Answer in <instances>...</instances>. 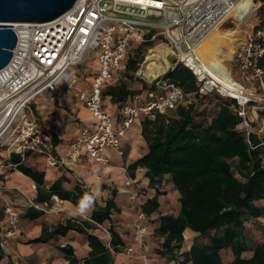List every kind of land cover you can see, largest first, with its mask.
Returning a JSON list of instances; mask_svg holds the SVG:
<instances>
[{"label":"built area","instance_id":"2783aa9c","mask_svg":"<svg viewBox=\"0 0 264 264\" xmlns=\"http://www.w3.org/2000/svg\"><path fill=\"white\" fill-rule=\"evenodd\" d=\"M247 1L75 0L66 12L52 21L12 25L17 41L11 50L10 61L0 69V144L5 141L3 144L8 150L20 154H46L49 163L57 166L59 161L45 150L47 137L28 112V107L36 97L54 87L75 83L74 68L93 61L97 68L91 74L89 84L78 94L93 124L78 131L70 144V152L78 157L83 151L95 168L108 163L109 150L123 155L121 139L134 122L175 109L185 96L179 87L159 79L160 75L150 81L153 92L147 101L140 105L125 104L118 122L103 106V89L113 72L123 69L130 47L161 38L173 56L172 68L180 64L195 77L198 97L215 94L235 100L237 108L234 112L242 120L245 141L250 148H255L249 135L257 133L251 129L248 108L253 107L257 89L264 93V67L260 64L264 58V23L257 16L259 0H252L256 3L254 11L239 25L232 19ZM227 23H235L243 32V37L235 40L229 59L230 84L235 89L232 93L236 94L224 90L216 73L212 74L204 67L196 52L205 37ZM235 65L240 81L233 76ZM30 91L33 93L20 109L11 114L7 110L9 104L20 103L21 95ZM254 116L257 119L256 111ZM258 146L264 147V142ZM132 183L128 179L124 186L128 188ZM129 198L134 201L137 194L130 192ZM3 219L0 249H4L8 239L18 232L17 207L5 205ZM148 229L146 215L138 210L132 225L133 244L139 247L138 264H151L146 240ZM124 250L127 254L133 253L132 245Z\"/></svg>","mask_w":264,"mask_h":264},{"label":"trees","instance_id":"16d2710c","mask_svg":"<svg viewBox=\"0 0 264 264\" xmlns=\"http://www.w3.org/2000/svg\"><path fill=\"white\" fill-rule=\"evenodd\" d=\"M249 3L252 13L256 3ZM258 13L264 15V0H259ZM141 51L138 49L135 57L128 54L120 80L104 87L103 105L109 102L117 112L127 103L136 105L134 97L140 90L132 89L130 84L138 80L135 71L141 62ZM260 64L264 67V58ZM159 79L179 87L184 95L199 98L195 77L180 64ZM235 108V100L226 99L209 121L195 120L194 103L177 105L173 115L156 113L153 118H141V136L147 152L130 163L127 170L133 177L136 169H145L148 185L155 188L154 195L141 203L140 210L146 217L158 213L152 232L153 239L160 241L153 249L157 259L174 261L175 264H264V237L255 242L247 231L250 223L264 219V147L258 146L264 142V134L251 133L250 141L256 147L250 148ZM28 155L29 152H12L10 161L16 170L35 183V203L48 202L56 196L77 205L80 198L88 194L80 187L64 190L63 178L45 188L44 172L23 163ZM166 183L178 193L176 214H162L159 210L158 197L163 192L158 188L162 189ZM116 211L115 202L108 199L103 206L93 210L90 220L101 224L110 220V215ZM41 214L42 210L33 207L26 213L33 218ZM91 222L83 221L82 225L66 222L57 225L53 234L63 235L68 230L86 233L82 226L90 228ZM110 233L113 249L118 250L117 245L124 248L119 234L112 227ZM43 239L42 235L33 241ZM87 239L91 252L83 264H106V248L94 235L88 234ZM63 250L66 255H72L71 249ZM70 262L75 264L76 260L70 257Z\"/></svg>","mask_w":264,"mask_h":264},{"label":"crops","instance_id":"0c3cea01","mask_svg":"<svg viewBox=\"0 0 264 264\" xmlns=\"http://www.w3.org/2000/svg\"><path fill=\"white\" fill-rule=\"evenodd\" d=\"M92 63V66L87 68L81 81L76 78V82L73 84L56 86L48 91L47 96L36 97L28 107L30 115L37 120L43 129L47 137L46 143L50 142L52 144L51 148L47 149L45 147V150L58 159L59 164L52 166L46 154L30 152L24 158L23 163L34 170L44 172L45 188H48L59 178H63L61 185L64 190L72 191L75 187H80L86 189L88 194H94L99 189L101 195L96 199L93 208L86 217L72 215L76 205L56 196H52L48 202L35 203L34 199L37 194L35 183L16 170L15 164L10 161V153L12 152L8 150L2 164L0 163V199L5 202L10 200L7 196L2 197V189L13 190L12 192L16 193L13 203L19 211V221L17 234L8 239L4 249H0V264H72L70 257L76 260L75 264H83L85 259L90 258L91 246L87 239L88 234L96 236L106 248L105 253L108 257L106 264L139 263L136 257L139 247L133 244L132 225L137 211L140 210L141 203L155 193V188L150 187L148 180L144 177L145 169H136L133 177H130L127 170L130 163L147 152L146 143L141 136V119L134 122L122 137L121 149L123 155L120 156L114 150H109L107 152L108 163L102 167L95 168L83 151L78 157L73 156L70 152V144L75 140L78 131L83 126L93 124L90 113L78 99V94L89 84L91 74L97 68L95 62ZM121 74L122 69L114 71L106 86L115 85L120 80ZM143 84L141 82L130 84L132 89L141 91L134 97V99H138V101H134L136 105L144 104L149 94L153 92L151 83H145V86ZM59 87L62 90H73L74 96L56 91ZM105 105L114 110L113 113H109L118 122L120 120L118 113L121 114V110L117 112L116 107L109 102H106ZM105 105H103L104 108ZM63 122H68L70 125L71 131L69 134H67L68 127L65 131L59 129L63 128ZM54 141L56 142L54 143ZM128 179L132 180L133 183L127 188L124 186V182ZM158 190L163 192L160 187ZM130 192L137 194L134 201L129 198ZM165 196L162 193L158 197L159 210L162 214H174L167 207ZM108 199H113L118 211L112 212L110 220H106L101 224L92 223L90 216L93 210L98 206H103ZM5 204L0 201V228L4 225L3 209ZM30 207L42 210V214L36 218L26 215ZM178 208L179 204L177 202ZM157 217L158 213H153L147 217V223L151 221L148 223L149 229L146 238L150 263L175 264L174 261L163 258L157 259L154 254L153 249L158 247L160 242H157L158 238L154 240L152 236ZM259 219L263 220L262 218ZM83 221H89L92 225L90 228L82 226L86 233L68 230L63 235L53 234V230L57 225H64L66 222L82 225ZM111 227L119 234L121 242L125 245L124 248L117 245L118 250L113 249L111 245ZM42 235L44 237L42 241H33L42 237ZM129 245L133 247V253L131 254H127L124 250ZM68 248L71 249V256L66 255L63 250Z\"/></svg>","mask_w":264,"mask_h":264},{"label":"rangeland","instance_id":"374dc122","mask_svg":"<svg viewBox=\"0 0 264 264\" xmlns=\"http://www.w3.org/2000/svg\"><path fill=\"white\" fill-rule=\"evenodd\" d=\"M250 1H248L247 4H244L242 5L240 8H239V11H250V6L251 3H249ZM257 16L260 18V20H264V15L263 14H259L258 13V7H257ZM240 27H237V25L235 23H227L226 25H224L221 29L223 31H233V35H235V37L233 38L234 39V42L235 40L238 38L240 39L241 37H243V32H240L239 30ZM144 45H132L129 49V55H132L135 57V54H136V51L138 49H142V51L140 52V54H142V57H141V62H139V65L137 66V69L141 66V64L144 62V59L146 57V54L157 48V47H161V46H164V47H167L169 48V46H167L165 44V41H163L161 38H156L154 41H151L149 43H143ZM139 57V56H138ZM169 58H170V62H171V67L174 63V59H173V56L169 55ZM93 61H87V62H84V63H81L79 65H77L74 69L76 71V78L81 81L82 77L86 74L85 70L86 68H90L92 66V63ZM168 68L166 71H168L169 69ZM231 70V68H229ZM137 71V70H136ZM136 71H135V76L138 78V80L134 81V82H141V83H146V84H150L151 82L150 81H147L145 79H142L141 77L137 76L136 75ZM232 71H233V76L236 80L240 81V77H239V72L237 70V66H233L232 68ZM165 73V72H164ZM163 73V74H164ZM161 74V75H163ZM122 75V74H121ZM160 76V75H159ZM133 82V83H134ZM56 91L60 92V93H64L66 95H70V96H74L73 93L74 91L69 89V90H62L60 87L56 89ZM141 92V91H140ZM228 99V98H223L219 95H215V94H211V95H208V96H205V97H195L193 95H185L183 100L178 104V105H189L190 103H194L195 104V110L193 112V115H194V118L196 121H200V120H205V121H209L213 116H215L219 106L225 102V100ZM138 101L137 98L134 99V101ZM253 107H256L257 108V119L255 118L254 114H255V111H253V107L251 108H248V113L250 114V118L252 119V124H251V129L252 131H254L255 133H257L256 135L258 136H262L264 134V93L261 89H257L256 93H255V101L252 103ZM105 108L108 112H112L114 110L110 109V107L107 105H105ZM166 114L168 115H173L174 114V109L173 110H170V111H167ZM70 125L65 122H63V125L62 127L63 128H59L60 130L62 131H65L66 128L68 127V133H70ZM260 129H263V131L261 133H259L258 131ZM5 142V141H4ZM3 142V143H4ZM0 144V163L2 164L3 160H4V156L6 155V152L8 151V147L6 144ZM45 147L47 149L51 148L52 147V144L50 142L46 143ZM163 189V194L166 195L165 196V199H166V203H167V207H169L170 209V212L171 213H177V202H178V194L177 192L172 188L171 185H169L168 183H166L164 185V187L162 188ZM13 190H4L2 189L1 191V195L2 197L4 196H7L10 198V200L8 202H5L3 201V199H0L1 203L2 204H11V205H14L16 206L13 202H14V199H15V194L16 193H13L12 192ZM13 199V200H12ZM12 201V202H10ZM4 205V207H5ZM1 206V205H0ZM17 207V206H16ZM247 231L249 232V234L252 236V238L255 240V242L259 241L261 238L264 237V219L261 220H256L254 221L253 223H250L247 227ZM226 257V256H225Z\"/></svg>","mask_w":264,"mask_h":264},{"label":"bare ground","instance_id":"6f19581e","mask_svg":"<svg viewBox=\"0 0 264 264\" xmlns=\"http://www.w3.org/2000/svg\"><path fill=\"white\" fill-rule=\"evenodd\" d=\"M247 3L248 1L244 4ZM239 8L233 14L232 17L233 21H235L238 25L247 15L251 14L250 11H243V10L239 11ZM12 25H17V23H14ZM233 33H234L233 31H223L221 28H218L212 31L207 37H205L196 48L197 55L202 61L204 67L210 73L212 74L216 73L215 75L219 80V82L222 83L224 90L227 93L229 92L230 94H236L234 92L232 93V90L235 91V89L231 87L230 83L232 82L230 81L231 77L229 76L230 73L229 59L234 48L233 38L235 37V35H233ZM170 53H171L170 49L164 46L157 47L149 51L146 54L144 62L136 71L137 75L142 79L151 81L157 76L163 74L164 72H166L168 68L171 67L172 61L170 62V58H169ZM32 93L33 91H30L25 95H21L20 103L15 104V101L12 102L7 107V110L9 112H12L11 114L19 110L22 103ZM47 95H48V91L43 93L41 96L45 97ZM253 111H257V108L254 107Z\"/></svg>","mask_w":264,"mask_h":264},{"label":"water","instance_id":"95a60500","mask_svg":"<svg viewBox=\"0 0 264 264\" xmlns=\"http://www.w3.org/2000/svg\"><path fill=\"white\" fill-rule=\"evenodd\" d=\"M74 1L0 0V69L10 61L11 50L17 41L16 34L12 30V24L52 21L66 12Z\"/></svg>","mask_w":264,"mask_h":264},{"label":"clouds","instance_id":"9594fccd","mask_svg":"<svg viewBox=\"0 0 264 264\" xmlns=\"http://www.w3.org/2000/svg\"><path fill=\"white\" fill-rule=\"evenodd\" d=\"M98 172V170H96ZM101 195L99 189L94 194L85 195L81 198L75 206L72 215L87 216L89 211L93 208L96 199Z\"/></svg>","mask_w":264,"mask_h":264}]
</instances>
